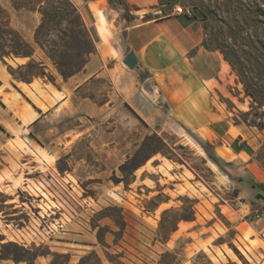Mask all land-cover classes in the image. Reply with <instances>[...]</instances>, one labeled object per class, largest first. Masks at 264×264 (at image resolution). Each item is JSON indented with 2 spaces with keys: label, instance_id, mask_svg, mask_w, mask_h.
<instances>
[{
  "label": "rangeland",
  "instance_id": "rangeland-1",
  "mask_svg": "<svg viewBox=\"0 0 264 264\" xmlns=\"http://www.w3.org/2000/svg\"><path fill=\"white\" fill-rule=\"evenodd\" d=\"M159 1L71 0L92 14V30L100 31L96 52L106 47L107 60L97 62L102 75L75 91L72 110L47 121L52 134L74 138L58 158L40 151L42 136L27 134L8 145L14 156L0 155V255L29 259L0 264H264V217L253 218L255 211L264 214V200L256 197L264 192L251 187L264 185V0L177 3L192 13L180 16L202 29L200 47L208 57L201 65L212 76L207 88L213 109L249 131L233 142V152L224 150L233 161L229 167L222 159V170L197 143H211L206 136L173 119L149 127L125 104L121 83L133 80L137 67L123 64L129 53L123 28L144 16L163 17L159 10L166 6ZM0 5L12 27L33 43L39 15L15 13L7 0ZM126 6L135 18L128 24L121 19ZM35 59L55 83L42 80L60 86L61 77L38 48ZM37 94L32 98L43 108L44 93ZM91 101L100 106L93 116ZM79 126L84 139L76 137ZM154 133L164 141V155L144 161L136 152ZM241 150L249 157L235 154ZM140 159L142 165L126 173ZM249 163L261 174L252 175Z\"/></svg>",
  "mask_w": 264,
  "mask_h": 264
},
{
  "label": "crops",
  "instance_id": "crops-1",
  "mask_svg": "<svg viewBox=\"0 0 264 264\" xmlns=\"http://www.w3.org/2000/svg\"><path fill=\"white\" fill-rule=\"evenodd\" d=\"M77 9L98 48V38L92 30L93 23L90 24L92 14L82 7ZM123 32L124 47L137 60L133 80L121 83L129 111L149 127L167 124L169 119H173L191 133L201 138L206 136L205 139L213 144L220 142V146L214 147L216 155L225 162H232L231 158H226L228 156L224 150L233 152V142L240 137L241 141L246 139L249 131L240 125L233 126L226 117L213 109L207 88L212 76L207 75L201 65L208 56L200 47L202 29L196 20L169 14L146 22L131 23L123 28ZM105 52L106 47L92 55L81 72L66 81L61 80L60 86L42 79H34L28 84L15 82L7 72V66L15 68L26 63L27 59L14 58L5 59V63L0 62V155L14 156V151L9 150L8 145L22 140L21 136L27 134L33 136L34 140L42 136L45 143L40 151L45 157L58 158L60 151L73 143L74 138L68 133L52 134V127L46 123L57 113L63 115L71 111L75 91L97 75H102V65L97 62L101 64L100 61L107 60L106 56H102ZM141 74L144 75L143 79L139 78ZM147 82L154 83L155 94H147L143 90ZM38 91L44 93L43 108L32 98L38 97ZM89 108L93 111L91 116L94 111H100V106L93 101ZM79 127L76 137L81 135L84 139L85 131L82 126ZM246 144H249L248 140ZM31 153L37 156L36 150ZM235 154L249 157L243 150ZM41 163L45 165L46 160ZM248 166L252 175L261 174L252 163Z\"/></svg>",
  "mask_w": 264,
  "mask_h": 264
},
{
  "label": "trees",
  "instance_id": "trees-1",
  "mask_svg": "<svg viewBox=\"0 0 264 264\" xmlns=\"http://www.w3.org/2000/svg\"><path fill=\"white\" fill-rule=\"evenodd\" d=\"M7 1L10 4V9L15 13L25 12L39 15V23L33 32V43H29L23 38L20 31L12 27L10 13L0 5V62L5 63V59H27L26 63L17 65L15 68L7 66V72L13 81L28 84L34 79L40 78L55 83V78L47 73L44 62L35 59L37 48L64 81L85 68L89 58L95 54L96 48L77 7L71 0ZM159 2L166 6L165 9L159 10L162 16L165 17L170 14L174 6L179 3V0H160ZM121 19L126 24L135 19L130 15L127 6ZM142 20L146 22L152 20V18L144 16ZM197 143L207 159L222 170L220 163L223 160L216 155L214 146L209 142L199 140H197ZM164 146L163 139L154 133L144 138L136 154L141 155V158L145 161L156 154L164 155L162 151ZM132 161V165L125 168L126 173L131 174L142 165L141 159ZM224 163L229 167L232 166L230 162ZM59 172L62 173V170L59 169ZM225 174L228 176L227 173ZM124 184L127 185L126 182ZM251 187L264 192L263 184L252 183ZM184 219L178 218L176 221L179 222ZM8 245L18 247L11 243ZM0 259H12L14 262L29 261L19 253L0 255Z\"/></svg>",
  "mask_w": 264,
  "mask_h": 264
},
{
  "label": "water",
  "instance_id": "water-1",
  "mask_svg": "<svg viewBox=\"0 0 264 264\" xmlns=\"http://www.w3.org/2000/svg\"><path fill=\"white\" fill-rule=\"evenodd\" d=\"M123 64L128 68V69H134L137 65V60L132 52H129L123 59ZM143 90L147 94H155L156 93V87L153 82H147L143 86ZM257 199H262L264 200V197L261 194L256 195Z\"/></svg>",
  "mask_w": 264,
  "mask_h": 264
},
{
  "label": "built area",
  "instance_id": "built-area-1",
  "mask_svg": "<svg viewBox=\"0 0 264 264\" xmlns=\"http://www.w3.org/2000/svg\"><path fill=\"white\" fill-rule=\"evenodd\" d=\"M172 13H173L174 15H177V16L185 15V16L190 17V16L192 15V13H191L189 10L185 9V8L182 7V6H178V5H176V6L173 8V12H172ZM263 217H264V214H263L262 212L255 211V212L253 213V218H254L255 220H257V221L263 219Z\"/></svg>",
  "mask_w": 264,
  "mask_h": 264
},
{
  "label": "bare ground",
  "instance_id": "bare-ground-1",
  "mask_svg": "<svg viewBox=\"0 0 264 264\" xmlns=\"http://www.w3.org/2000/svg\"><path fill=\"white\" fill-rule=\"evenodd\" d=\"M104 18H103V15L102 14H100V16H99V20L100 21H102ZM90 24H91V22H90ZM94 24H92V26H93ZM95 33H96V35L99 37L100 36V31L98 30V29H96L95 30Z\"/></svg>",
  "mask_w": 264,
  "mask_h": 264
}]
</instances>
